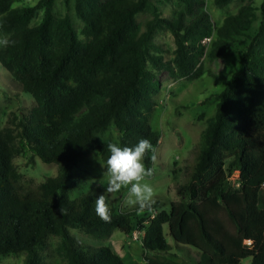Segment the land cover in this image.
Instances as JSON below:
<instances>
[{"label": "trees", "instance_id": "1", "mask_svg": "<svg viewBox=\"0 0 264 264\" xmlns=\"http://www.w3.org/2000/svg\"><path fill=\"white\" fill-rule=\"evenodd\" d=\"M14 1L0 0V35L10 40L0 48V65L36 104L15 133L0 127V255L25 253L23 264H45L40 250L53 235L68 264H124L109 246L85 244L69 230L93 239L109 238L115 229L131 235L140 212L147 215L136 227L148 264H180L167 257L172 249L194 252V264H239L245 258L264 264V0L252 35L248 8L213 26L205 0H177L182 7L171 19L161 17L151 0H73L85 41L68 15L55 16L53 0H44L35 26L30 22L36 6L12 8ZM145 11L151 18L141 31L135 17ZM162 29L175 44L169 61L152 52L158 49L153 36ZM212 37L207 48L202 40ZM237 51L243 66L213 96L214 114L186 180L176 188L178 200L168 210L158 201L143 211L110 208V221H102L95 207L104 189L82 187L91 177L83 170L88 156L94 153L104 165L110 155L97 134L113 124L120 146L140 139L155 146L159 132L148 116L159 85L156 71L179 79L195 73L205 55L225 58ZM22 149L56 164L57 174L36 185L25 181L12 162ZM233 171L237 187L228 183ZM73 190L77 194L70 198Z\"/></svg>", "mask_w": 264, "mask_h": 264}, {"label": "rangeland", "instance_id": "2", "mask_svg": "<svg viewBox=\"0 0 264 264\" xmlns=\"http://www.w3.org/2000/svg\"><path fill=\"white\" fill-rule=\"evenodd\" d=\"M160 12L161 17L171 19L175 11L182 5L177 0H151ZM262 0H231L226 4L217 5L215 0H205L203 8L209 14L213 26H219L223 19L230 14H237L241 8H248L251 25L248 33L252 35L260 19L259 6ZM44 0H15L12 8L23 9L36 6L35 14L30 26L37 25L44 13ZM53 12L56 17L68 15L75 28L79 40L85 41L81 34L83 23L78 19L73 7V0L67 7L65 0H53ZM136 21L140 30H145V22L151 18L148 11L138 13ZM7 36L0 35V38ZM213 39V37L211 38ZM211 41V40H210ZM210 41L206 43L210 47ZM152 43L158 47L152 52L162 56L164 61L173 58L175 44L173 37L167 29L157 30ZM3 46H0V48ZM243 66L241 51L234 52L227 57L210 58L204 56L197 71L186 77L174 79L167 70L156 71L158 90L153 96L154 107L148 119L153 130L159 132V139L154 146L157 160H151V168L154 169L153 177L149 182L154 188V200L160 202L162 209L168 210L172 201L178 200L176 188L186 180V175L193 165L195 158V146L200 138L206 122L215 111L214 94L222 91L228 77ZM31 94L22 91L19 83L14 81L11 75L0 65V127L10 129L14 133L17 124L23 116L35 106ZM102 142L118 143L119 134L113 124L102 133L97 134ZM15 145L20 147L18 140ZM13 165L22 178L33 185L45 181L48 177L57 174V166L54 163H44L36 155L28 150L16 154L12 159ZM83 170L90 172V179L82 181L83 190L88 186H97L104 189L108 179L106 168L102 165L94 153L88 156V161L83 165ZM230 187H237L238 171H233L228 176ZM76 190L71 191L70 198H74ZM106 202L110 208L116 211H131L135 207L126 203L127 190L122 189L116 193H104ZM132 212V211H131ZM144 213H136L133 217L134 231H138V220L146 218ZM70 234L79 238L83 243L92 246H109L119 255L124 264H148L144 259V252L138 241L131 235H127L119 229H115L106 239H93L83 231L70 229ZM163 232L167 242L175 247L174 240L168 233L167 225ZM60 238L47 236L40 253L45 264H68L58 250ZM195 251V250H194ZM194 252L172 249L167 257L180 264H194L189 258ZM25 253H11L0 255V264H23ZM239 264H250V258H245Z\"/></svg>", "mask_w": 264, "mask_h": 264}, {"label": "clouds", "instance_id": "3", "mask_svg": "<svg viewBox=\"0 0 264 264\" xmlns=\"http://www.w3.org/2000/svg\"><path fill=\"white\" fill-rule=\"evenodd\" d=\"M9 44L7 37L0 38V46L6 47ZM107 148L110 155L103 165L108 173L107 181L102 183L105 186L104 193L111 194L126 189L128 206L140 211L151 209L155 203L154 188L147 181L153 177L154 169L146 167L144 159L151 153V160H157L152 143L148 139H140L131 147L109 143ZM95 211L102 221H110L111 210L104 194L97 197Z\"/></svg>", "mask_w": 264, "mask_h": 264}, {"label": "built area", "instance_id": "4", "mask_svg": "<svg viewBox=\"0 0 264 264\" xmlns=\"http://www.w3.org/2000/svg\"><path fill=\"white\" fill-rule=\"evenodd\" d=\"M211 40V38H205L204 40H202V42L204 44L208 43ZM131 237L135 240L138 241L140 245H142V233L140 231H133L131 233Z\"/></svg>", "mask_w": 264, "mask_h": 264}]
</instances>
